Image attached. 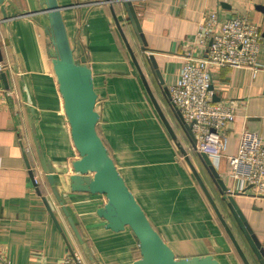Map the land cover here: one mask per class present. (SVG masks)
<instances>
[{
	"label": "crops",
	"instance_id": "0c3cea01",
	"mask_svg": "<svg viewBox=\"0 0 264 264\" xmlns=\"http://www.w3.org/2000/svg\"><path fill=\"white\" fill-rule=\"evenodd\" d=\"M58 1L64 6L62 14L75 56L85 55L93 71L98 93L96 109L100 113L98 133L109 144L120 173L151 223L178 257L212 254L221 264H244L158 111L154 106L156 114L151 107L153 102L113 14L137 57L144 60L123 3L111 0L112 10L106 0ZM133 2L147 47L154 52L167 87L177 82L184 55L192 48L207 13H216L221 22L243 16L261 30L257 70L220 67L212 71L216 101H235L236 118L217 132L221 150L209 157L226 184V194L228 190L237 193L232 196L264 247V194L237 178L229 158L239 153L244 135H257L264 142V13L257 8L264 5V0ZM17 5L22 13L40 9L38 0ZM7 10L13 18L9 24L0 23V264H57L68 254L69 246L92 264L52 191L39 152L60 177V193L95 262L133 264L140 257L135 235L128 227L119 232L108 229L97 213L106 197L71 191L65 183L73 173L72 161L80 155L72 140L50 55L53 47L46 29L49 22L43 14L16 17L10 5ZM145 64L141 66L160 107L182 143L189 147L196 169L221 212L225 210L222 213L233 232L245 242L240 226L221 201L219 188L201 163L199 152L190 148L158 81Z\"/></svg>",
	"mask_w": 264,
	"mask_h": 264
},
{
	"label": "water",
	"instance_id": "95a60500",
	"mask_svg": "<svg viewBox=\"0 0 264 264\" xmlns=\"http://www.w3.org/2000/svg\"><path fill=\"white\" fill-rule=\"evenodd\" d=\"M106 1L112 7L113 1ZM25 2L26 4H29V0H0V12L2 15L0 23L5 22L6 24H9V21L13 18L8 15V5L16 11V17L26 15L39 16L40 14H43L49 22L46 29L49 33V38L53 47L50 51V55L52 57L59 89L64 100V110L71 128L72 140L80 155L78 159L71 163L73 173L65 179L66 185L68 184L70 190L74 192L102 194L106 197L105 204L97 210V213L106 221V227L108 229L119 232L129 227L135 235L138 241L140 257L135 260L133 264H221L212 254L178 257L171 246L163 239L162 235L151 223L146 212L127 185L123 175L120 173L113 156L104 143V140L98 133L97 127L100 122V113L96 109L98 93L95 90L93 71L87 64L85 55L79 58L75 56V49L71 44L62 14L64 6H61L58 0H38L40 9L22 13L18 9L17 3ZM118 2L123 3L125 6L127 20L132 24L144 52V60H141V63L126 37L120 20L115 12H113L117 26L127 43L131 57L139 72L141 80L143 81L146 91L150 95L167 131L178 147L180 153L186 159L216 215L222 222L243 263L252 264L237 236L221 212L217 201L212 196L206 180L196 169L189 153V147H186L182 143L153 93L147 76L141 66L142 64L144 65V63H146L145 65H149L154 78L158 81L159 88L163 95H165V99L167 100L175 121L180 126L182 134L188 139L190 146L193 149H196V140L192 133L191 125L184 121L179 110L171 103L169 90L167 86H164V79L154 56V52L147 47L146 39L142 33V28L133 0H118ZM257 8L264 13V5H259ZM148 52L151 53L148 54ZM211 88H213V86ZM215 100H218V97L216 98L215 96ZM199 158L211 180L219 188L222 196L221 201L225 203L234 216L246 241L254 255L257 257L259 264H264V247L248 222L241 207L238 205L234 196L226 194V184L213 166L209 155L206 153H199ZM39 160L43 171L46 173L52 191L84 254L92 264H97L87 240L82 235L60 193L58 188L60 177L56 176L54 167L51 163L46 161L41 152H39ZM29 167H31L30 164ZM30 174L34 179L32 169H30ZM44 201L50 208L45 197ZM54 219L57 225H59L57 219ZM58 227L61 228L60 225Z\"/></svg>",
	"mask_w": 264,
	"mask_h": 264
},
{
	"label": "built area",
	"instance_id": "2783aa9c",
	"mask_svg": "<svg viewBox=\"0 0 264 264\" xmlns=\"http://www.w3.org/2000/svg\"><path fill=\"white\" fill-rule=\"evenodd\" d=\"M261 38L259 27L246 17L236 16L222 22L216 13L203 17L192 48L184 55L177 82L168 87L171 103L191 125L199 153L217 155L221 150L217 132L236 118L235 101L215 100L213 69L250 67L257 70ZM229 158L237 178L264 194V142L261 138L244 135L239 153ZM37 180L34 178L35 184ZM228 192L229 195L236 193ZM69 247L68 254L57 264H85L78 251Z\"/></svg>",
	"mask_w": 264,
	"mask_h": 264
},
{
	"label": "trees",
	"instance_id": "16d2710c",
	"mask_svg": "<svg viewBox=\"0 0 264 264\" xmlns=\"http://www.w3.org/2000/svg\"><path fill=\"white\" fill-rule=\"evenodd\" d=\"M103 140H104V139H103ZM104 143H105V145L107 146L108 150H109L110 153H111V149H110V147H109V144H107V142H105V140H104ZM111 155H112V154H111ZM216 201H217V200H216ZM221 209H222V208H221ZM223 211H225V210L222 209V212H223ZM128 228H129V227H128ZM129 229H130V228H129ZM238 240H239V239H238ZM244 240H245V242L240 241V240H239V242H240L242 248L244 249L246 255L248 256L250 262H251L252 264H259L258 259H257V257L254 255V253H253L252 249L250 248L248 242L246 241V239H244Z\"/></svg>",
	"mask_w": 264,
	"mask_h": 264
},
{
	"label": "rangeland",
	"instance_id": "374dc122",
	"mask_svg": "<svg viewBox=\"0 0 264 264\" xmlns=\"http://www.w3.org/2000/svg\"><path fill=\"white\" fill-rule=\"evenodd\" d=\"M151 105H152V106H151L152 109H153V110L155 111V113H156V110H157V109L155 110V108H156V107L154 108L155 105H153V104H151ZM161 109H162V108H161ZM156 114H157V113H156ZM190 148H191V146H190ZM182 159H183V161H186V159L184 158L183 155H182ZM186 162H187V161H186ZM38 183H39V182H38V180H37L36 184H38ZM78 253H79V254L82 256V258L84 259L85 264H87V263H86V260H85V258H84V255H83L81 252H78ZM61 259H62V258H61ZM61 259H60V260H61Z\"/></svg>",
	"mask_w": 264,
	"mask_h": 264
}]
</instances>
